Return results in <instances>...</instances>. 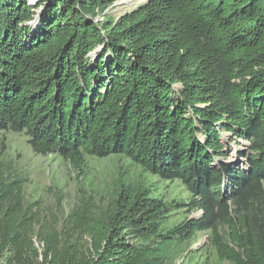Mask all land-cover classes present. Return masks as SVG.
<instances>
[{"label": "trees", "instance_id": "obj_1", "mask_svg": "<svg viewBox=\"0 0 264 264\" xmlns=\"http://www.w3.org/2000/svg\"><path fill=\"white\" fill-rule=\"evenodd\" d=\"M30 1L0 0V132L77 170L114 155L188 193L121 183L97 217L70 213L48 262L171 264L207 232L186 261L264 264V0H148L102 19L117 0ZM20 184L0 176V264H33ZM182 207L199 214L173 220Z\"/></svg>", "mask_w": 264, "mask_h": 264}, {"label": "rangeland", "instance_id": "obj_2", "mask_svg": "<svg viewBox=\"0 0 264 264\" xmlns=\"http://www.w3.org/2000/svg\"><path fill=\"white\" fill-rule=\"evenodd\" d=\"M143 2L145 0L128 7L113 4L104 11L97 10L95 19H102L103 14L118 17ZM246 148V141H233L227 160L238 162L243 159L239 152L245 151ZM0 176L21 179L19 207L22 211L26 210L27 219L32 226L30 256L33 264H51L48 262L51 255H48L46 249V239L64 230V220L72 211L76 210V213L88 217H97L101 211L112 205L121 183L141 180L156 185L165 190L167 199H175L177 202H186L188 197L187 191L178 181H162L154 175L143 174L138 167L130 165L129 161L114 155L106 158L86 157L82 169L77 170L61 157L34 153L27 143V136L13 131L0 132ZM186 209L182 207L173 220L179 221L184 217L191 218L199 214V211L186 213ZM74 240L77 248L83 249L88 245L89 237L75 234ZM206 241L207 232L196 233L179 245L171 264H193L195 261L200 264L204 257L199 258L197 253L200 251L203 255ZM190 251L197 253L191 256L192 261H186L185 256ZM2 261L1 257L0 263Z\"/></svg>", "mask_w": 264, "mask_h": 264}, {"label": "bare ground", "instance_id": "obj_3", "mask_svg": "<svg viewBox=\"0 0 264 264\" xmlns=\"http://www.w3.org/2000/svg\"><path fill=\"white\" fill-rule=\"evenodd\" d=\"M141 0H120L119 3L122 6L128 7V6H132L137 4L138 2H140Z\"/></svg>", "mask_w": 264, "mask_h": 264}, {"label": "water", "instance_id": "obj_4", "mask_svg": "<svg viewBox=\"0 0 264 264\" xmlns=\"http://www.w3.org/2000/svg\"><path fill=\"white\" fill-rule=\"evenodd\" d=\"M119 1H120V0H117V1H115L113 4H114V5H116V4H120ZM145 1H148V0H145ZM41 10H42V8H39V9L37 10V15L41 12Z\"/></svg>", "mask_w": 264, "mask_h": 264}]
</instances>
